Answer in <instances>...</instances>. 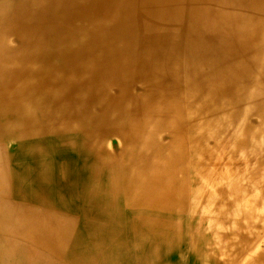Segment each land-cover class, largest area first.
Masks as SVG:
<instances>
[{"label":"bare ground","instance_id":"obj_1","mask_svg":"<svg viewBox=\"0 0 264 264\" xmlns=\"http://www.w3.org/2000/svg\"><path fill=\"white\" fill-rule=\"evenodd\" d=\"M0 202L22 264H264V0H0Z\"/></svg>","mask_w":264,"mask_h":264},{"label":"rangeland","instance_id":"obj_2","mask_svg":"<svg viewBox=\"0 0 264 264\" xmlns=\"http://www.w3.org/2000/svg\"><path fill=\"white\" fill-rule=\"evenodd\" d=\"M7 203L0 202V207L2 210L7 211ZM1 218V216H0ZM4 233H13V234H19L22 233L23 237L21 240L18 239H9V238H2L0 236V257L4 254H13V257L11 258L12 264L16 263L18 261V257L20 260V263L22 264L24 260H27L28 254H26L30 248V251L32 252V247H29L28 242L30 239H33L35 236H39L40 232H35L34 229L30 230H24V229H0V234ZM41 258V257H40ZM41 259H39L40 261ZM41 264V263H40ZM44 264V263H43Z\"/></svg>","mask_w":264,"mask_h":264},{"label":"crops","instance_id":"obj_3","mask_svg":"<svg viewBox=\"0 0 264 264\" xmlns=\"http://www.w3.org/2000/svg\"><path fill=\"white\" fill-rule=\"evenodd\" d=\"M0 236L2 238H9V239H18V240H21L22 237H23V234L22 233H19V234H13V233H4V234H0ZM33 252V251H32ZM33 254V253H32ZM13 257V254H4L3 256L0 257V264H12V261H11V258ZM40 262L41 264H43V258H42V255H40ZM39 260V259H38ZM39 261L36 263V264H39L40 263ZM34 263V262H33ZM14 264H21L20 263V260H19V257H18V261ZM35 264V263H34Z\"/></svg>","mask_w":264,"mask_h":264}]
</instances>
